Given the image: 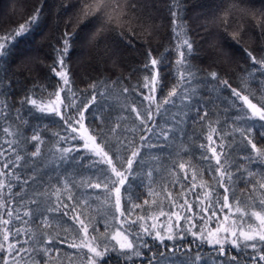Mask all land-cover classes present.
<instances>
[{
  "label": "trees",
  "instance_id": "trees-1",
  "mask_svg": "<svg viewBox=\"0 0 264 264\" xmlns=\"http://www.w3.org/2000/svg\"><path fill=\"white\" fill-rule=\"evenodd\" d=\"M8 1L0 0V43L7 41L5 46L9 53L0 60V172H7L9 175H0V181L12 187L11 191L7 187L0 189V204H8L7 209L0 208V217L10 220L9 225L0 224V243L7 248L3 236L6 229L11 228L10 242L15 243L18 239L20 244L17 248L22 245L26 249L15 260L9 259V264H34L36 252L33 249L45 247L44 242L49 237L58 235L60 240L66 238L68 243H72L74 229L78 231V225L73 223L72 217L81 212L99 228L95 235L103 243L109 244L107 251L101 244L99 250L104 255L97 258L99 264H149V258L152 264H158L162 257L157 253L165 251L169 253L168 264H191L188 256L195 257L197 254L203 257L199 264H264L258 257L255 261L251 259L256 251L264 248L259 242L255 251L243 246L235 248L231 244L234 239L232 237L223 243L226 254L220 256L218 250L221 245L209 244L207 239L202 241L197 238L200 235L207 237L209 229L219 224L228 209L221 213L217 207L216 217L211 216L210 209L208 216L204 217L202 209L206 204H200L195 199L196 193H200L203 199V192L208 191L202 186L203 182L221 193L219 198L222 203L223 189L217 185L220 177L215 173V159L206 161L202 158L205 155L211 157V152L208 151L210 147H215L220 154L221 142L228 146L227 159L231 171L235 173L237 167L251 169L255 173L251 178L253 182L262 179L264 161L257 159L255 163L249 164L243 158L245 150L240 147L241 137L235 129L237 124L241 128L255 124L258 131H264L261 127L264 122L236 121L232 101L228 99L231 96L230 89L221 92L219 88L221 82L228 79L239 90L245 87L242 81L247 80L248 87L242 94L254 92V97L250 96V99L258 106L259 102L264 101V69H261L260 64L253 65L244 51H252L257 59L264 57V38L261 37L258 21L253 19V16L264 14V0H183L184 24L188 37L194 41L190 63L200 71L197 80L189 88L192 99H183L182 96L173 98L175 104L164 105L167 112L158 116L155 112L156 104L163 105L167 93L177 84L180 76V66L176 64L180 40L174 38L172 18L168 10L170 0H134L143 24L132 25L124 21L117 23L115 18L110 22L108 16L111 8L85 19L83 0H13L17 4L23 3L24 8H21L18 15L14 11L15 6H7ZM118 3L122 9L127 6V0H118ZM41 7L42 13L30 31L22 37H15L23 20L33 16L34 9ZM226 18L229 21L227 25L224 23ZM130 27L135 28V33L129 30ZM65 31H75L79 36L72 45L73 51L67 60L71 70V88L76 94L77 103L91 100V84L107 82L106 88L100 85V91L104 94L97 97V102L84 122L85 126L91 134V128L100 123L99 118L103 117L108 129L117 128L115 134L110 133L108 136V140L113 143L117 138L127 137L128 140L134 139L137 147H140V135L143 133L151 135L150 143L160 144L157 136L152 135L135 119L136 114L131 112V108L141 102L144 108L148 107V102L144 101V96L149 94V89L144 87L145 77H150L154 71L150 64L148 69L144 67L149 62L148 51L151 50L155 58L163 60L158 65V79L162 80L163 87L158 88L154 94L152 109L155 123L149 124L151 127L159 125L156 127L157 132L160 128L167 130L169 127L173 131L166 147H143V163L134 164V171L129 174L126 182L134 195L131 200L125 195L122 201V210H125L123 217L115 212L114 196L108 202L107 194L102 189L92 190L87 187L99 175L97 167L106 168L107 165L94 167L92 162L98 158L83 147L81 135L71 133L68 125L49 111L51 107L47 105L49 100L56 97L55 93L64 87L51 72L50 66L56 59L53 47L57 38ZM92 39L96 40L95 45L90 42ZM34 53L35 60L30 58ZM212 71L218 73L219 80H212ZM249 73H252L251 79H248ZM34 87L36 95L32 98L46 109L44 112L31 104L21 106L19 103L24 92ZM124 88H129V92L125 93ZM64 95L61 92L62 99ZM67 95L71 98L72 93ZM5 102L11 107H6ZM202 104L207 105L211 115L200 121L196 118V112ZM236 104L250 115L243 101L236 100ZM16 109H20V112ZM203 111L201 109V115ZM5 128L9 130L7 133ZM213 128L216 129L215 132L212 131ZM33 135H39L40 141H33ZM73 135L75 140L72 139ZM208 135H212L215 144L209 143ZM255 140L258 147H264V140L258 135ZM10 143L12 147H9ZM37 143L40 144L41 153L33 156ZM243 144L246 145L247 141H243ZM64 148L76 150L70 154H62ZM246 152L256 158L250 145ZM17 155L21 157L20 160L16 159ZM221 158L224 159L223 154ZM180 164H184L183 169L179 167ZM210 165L211 173L208 171ZM149 168L153 171L151 180L146 175ZM194 174L195 181L192 179ZM243 176L248 179L247 172H243ZM193 183L197 185L195 192L187 191L186 195L182 194L181 185L190 190ZM149 185L154 193L151 196L148 195ZM234 188L237 196L244 192V198L247 199L250 185L241 180L234 183ZM169 192L172 193L171 199ZM255 195L258 199L259 192ZM70 196L75 197V201L70 200ZM33 199L40 202V211L25 215L29 209L37 208L36 204L31 203ZM145 199L149 201L148 204L144 203ZM185 199L193 205L192 212H187L186 206L180 207ZM81 200L87 203H80ZM65 203L70 208L76 207V213L69 209V215L64 216ZM57 204L61 205L58 212L47 211L48 207L54 208ZM133 204H139L140 207H133ZM8 210L13 211L12 217H8ZM161 210L165 215H160ZM173 212L176 215H172ZM17 215L21 219H16ZM43 215L50 217L48 226L43 224ZM177 216L181 217L179 221ZM140 217L144 219L141 220ZM233 218H229L231 224ZM133 221L136 223L133 224ZM252 222L255 223L254 219ZM121 223V230L134 241L141 252L140 257L131 253L123 255L116 241L111 240L112 234L121 228ZM239 224L240 221L237 220V225ZM144 228L148 229L147 233ZM16 229L20 230L18 237ZM156 232L165 237L163 242L155 239ZM193 232L197 236H193ZM105 235L107 239H104ZM168 235H172L174 239L168 240ZM75 242L80 241L76 239ZM68 243L57 244L59 251L53 250L47 257L41 253L39 258L46 259L48 264H87V249L71 248ZM165 245L168 246L167 249ZM173 245L179 248L174 255L171 254ZM0 255L8 258L7 253ZM232 256L238 259L233 261Z\"/></svg>",
  "mask_w": 264,
  "mask_h": 264
},
{
  "label": "snow or ice",
  "instance_id": "snow-or-ice-1",
  "mask_svg": "<svg viewBox=\"0 0 264 264\" xmlns=\"http://www.w3.org/2000/svg\"><path fill=\"white\" fill-rule=\"evenodd\" d=\"M183 0H170L168 10L169 15L171 16V23H172V30L175 34L174 38L180 40V43L177 45L179 50L178 56L179 58L176 61V64L180 66V76L176 85L167 93V98L163 100V105L156 104L155 112L156 115H162L167 112V108H164V105L175 104V100L173 98L181 97L183 99L191 100L192 96L189 95V88L193 84L194 81L197 80V76L199 74V69L195 68L191 63V55L194 52V41H192L186 31V25L184 24V11L185 9L182 7ZM66 7V6H65ZM137 4L134 0H127V6L123 9L120 7L118 0H83V13L85 19H87L90 15H95L99 12H104L106 9L111 8V12L109 13L108 19L110 22L113 21L115 18L116 22L119 23L121 21L127 22L129 25L132 24H143V20L141 18V14L137 11ZM35 14L30 17L29 21L26 24H21L19 26V31L15 33V37L19 38L23 35L27 34L30 31L31 26L38 20L39 15L42 13V7L34 9ZM253 19L258 21V25L261 29V37L264 38V14L261 16H253ZM225 25L229 23L228 19L224 20ZM115 31V29H112ZM129 30L135 33V28L130 27ZM151 35V33H149ZM183 36V39L181 37ZM77 32H68L65 31L59 38L56 40V45L53 47V52L55 54L56 59L54 60L53 64L50 66L51 72L54 74L55 77L59 78V81H62L63 88L55 93L57 106L49 109V111L54 112L55 115L59 116L65 124L71 129V133L81 132V138L84 141L83 147L89 149L98 159L93 161V166L98 165H107L106 168L97 167V171L99 175L96 177L95 182H89L87 187L92 190L102 189L106 195V201L110 202L114 196V207L115 212L119 214L120 217L125 215V210H122V201L125 195L131 200L134 193H132L128 186L127 181L129 178V174L134 171L133 166L134 164H141L143 163V156L142 151L143 147L147 145L148 147H166L167 141L170 138V133L173 131L171 127L167 130L164 128H160V131H156V127H151L149 122L155 123L154 120V112L152 109V105L155 102V93L158 88L163 87L162 80L158 79L159 67L158 65L163 63L162 59L155 58L151 52L148 51L149 62L145 64V69H148L149 64L151 68L154 70L150 77H145V84L144 87L149 89V94L144 96V101L148 102V107L144 108L143 102L140 103L138 106H133L131 108V112L135 113V119L140 121L141 126H143L147 131L152 133V135L157 136V140L161 141L159 145L155 142H151L152 137L151 135L146 136L145 134L141 133L140 147H137L135 140H128L127 137L123 139L117 138L116 142L113 143L108 140V136L110 133L115 134L117 132V128L113 127L108 129L105 120L103 117H100V123L95 124V127L91 128V134H89V128L85 127V121L88 118V113L91 111L93 105L97 102V97L102 96L104 93L100 91V85H104L106 88V81L102 82H94L89 87L92 88V98L87 103L81 100L77 103V97L75 92H73L71 88V70L69 65L67 64V60L70 59L71 53L73 51L72 45L75 43L76 39H78ZM93 45L96 44V40L92 39L90 41ZM238 42V41H237ZM6 43H0V60L8 55V49L6 48ZM248 57L251 58L253 65L260 64L261 69H264V57L257 59L253 52L245 49L244 50ZM218 59V57H217ZM7 71V69H4ZM210 76L213 81L219 80L220 77L216 71L210 72ZM252 73L248 74V79H251ZM211 82V81H210ZM245 87L240 88L238 90L237 87H233L228 79H224L221 82V87L219 90L223 92L225 89H230L231 96L228 98L232 101L231 107L234 109L236 121L246 122V121H253L258 120L260 122H264V101L259 102V106L257 103H253L250 96L255 95L254 92H248V94H242L245 92L246 88L248 87V81H242ZM151 85V86H150ZM185 85L189 87H184ZM178 89L180 91H178ZM43 91V89H41ZM125 93L129 92V88H124L123 90ZM61 92H64L65 95L63 99L61 98ZM69 92L72 93L71 98L67 95ZM194 92V90H193ZM36 95L35 87L33 89H28L24 92V95L21 97L19 103L21 106L31 104L39 108L40 112L46 111L45 108L40 107L37 103L36 99L32 97ZM236 100L243 101V105L250 111V115L245 113L243 109L236 104ZM6 107H11L5 102ZM62 109L65 110L62 112ZM201 109H203V115H201ZM19 113L20 109H16ZM211 113L207 110V105L202 104L197 108L196 118L200 121L208 119ZM96 119L95 117L93 118ZM176 119V117H173ZM78 125V127H77ZM264 128V124L261 125ZM239 132L241 137V144L240 147L245 150L244 159L249 163H255L257 159L264 161V147H258L257 142L255 140V136L258 135L262 140H264V131H258L256 129L255 124L248 125L244 128H241L239 124L235 129ZM7 133L9 130L7 128L4 129ZM213 132L216 131L215 128L212 129ZM11 134V133H9ZM255 134V135H254ZM33 141H40L39 135H33L31 138ZM72 139L75 140L76 137L73 135ZM210 144H215L212 135H208L207 137ZM243 141H247V144H243ZM251 146L252 152L256 153V158H253L250 154L246 152L247 146ZM9 147H12L11 143ZM36 151L33 153V156H37L41 153L40 144L37 143L35 145ZM228 148L223 142L220 144V154H218L215 147H210L208 149L211 152V157L205 155L202 158L206 161H210L215 159V163L217 167L215 168V173L219 174L220 179L217 180V185L219 188L223 189L222 193V203L220 200L221 193L215 191V187L212 185L204 184L202 182V186L207 188L208 191L203 192V199H201L200 193H196L195 199L199 201L200 204H206V206L202 209L203 216L207 217L209 211L211 209V216L216 217L217 212L215 209L219 207L220 212L223 213L224 209H228V213L224 214V221L227 222L230 216L234 217L232 219V224L230 227H225L223 224L219 225L215 231H211L208 233L207 237L203 235L198 236L197 238L201 239L202 241L207 239L209 244L221 245L218 250V255L224 256L226 254V249L223 247V243L227 239H221L218 236V233L224 232L230 234L234 239L231 240V244L235 248H239L243 246L245 249L251 248L254 251L257 250L259 245H264V172L261 173L262 179L253 182L252 177H254L255 173L251 169H240L239 167L236 168L235 173L230 170V165L228 163V155L229 151L226 150ZM75 148H64L62 150V154H70L72 151H75ZM221 154H223L224 159L222 160ZM17 160H20L21 157L17 155ZM126 162V166H125ZM8 165L6 164L5 167ZM181 169L184 168V164H180L179 166ZM143 171V168H141ZM208 171L212 172L211 165L208 168ZM243 172H247L248 179H245L243 176ZM240 173V175H237ZM139 174V173H137ZM0 175L7 176L9 173L7 172H0ZM147 178L149 180L153 177V171L151 168L147 170ZM187 179V177H185ZM193 181H195L196 176L193 175ZM215 179V176H214ZM59 180V178H57ZM243 180L246 185H250V192L247 193V199L244 198L245 193L242 192L240 196L236 195V191L234 188V183ZM27 183V181H25ZM7 187L9 191H11V185H5L2 181H0V189ZM68 185H65L67 188ZM149 187L148 195H153V191L151 185ZM197 185L193 183L191 185L190 190H186L183 185H181L182 194L186 195L187 191L195 192ZM123 189V191H122ZM259 192V198L257 199L256 193ZM2 196V193H0ZM99 198V194H97ZM172 198V193L169 192V199ZM70 200L75 201V197L70 196ZM31 203L36 204L37 208L35 210L29 209L25 212V215H29L34 211H40V202L36 199H33ZM80 203L86 204L87 201L81 200ZM145 204H148L149 201L147 199L144 200ZM187 212L193 211V205L189 203L187 199L184 200V203L180 205L181 208H185ZM61 205L57 204L54 208L48 207V212H58ZM133 207H140L139 204H133ZM0 208L7 209L8 204L7 202L0 204ZM63 208L65 211L63 212L64 216L69 215V209L76 213V207H71L70 205L65 203L63 204ZM8 217L13 216V211H7ZM160 215H165L164 211L161 210ZM172 215H176L175 212ZM84 213H77L72 217L73 223L78 225V231L74 229V238L72 243H68L67 239L60 240L58 235L56 237H49L44 243L45 247L40 250L33 249L36 252V258L34 260V264H48V261L41 260L39 257L41 253L43 256L47 257L48 254L55 250L59 251L57 248V244H64L68 243V247L76 248L79 250L87 249V253L85 254V258L87 260V264H99L98 257H102L104 252L100 251L99 248L101 244L105 251L108 250L109 244L103 243L99 237L95 235L96 232L99 231V228L91 223V219L84 216ZM203 218V217H202ZM16 219H21L19 215L16 216ZM139 219L143 220L144 217H140ZM181 219L180 216H177V221ZM185 219H189L185 217ZM254 219L255 223L252 222ZM237 220L240 221V224L237 225ZM43 224L48 226L50 224V217L47 215H43L42 217ZM133 224L136 221L132 222ZM0 224L9 225L10 220L3 219L0 217ZM247 225V227H245ZM143 227V225H142ZM194 227V225H193ZM123 228V224L121 223V228L117 229L114 234L111 236V240L116 241L121 249V253L125 256H128L129 253L136 257L141 256V252L136 248L135 243L133 240H130L128 235L125 234L121 229ZM190 230V229H189ZM144 231L147 233L148 229L144 228ZM105 233H107V225H105ZM12 234V229L8 228L5 231L3 236V240L7 242V248H5L3 243H0V253H7L8 258H5L3 255H0V262L2 264H9V259L15 260L16 256H19L21 252L26 251L21 245L17 248V245L20 244V241L17 239L15 243L10 242V237ZM82 234V236H81ZM150 234V233H149ZM20 235V230L16 229V236ZM193 236H197V233L193 232ZM79 239V243H76L75 240ZM104 239H107V236H104ZM155 239L163 242L165 237L161 235L160 232H156ZM168 240H173L174 237L172 235L167 236ZM259 242V245H258ZM148 247L147 244L144 245ZM167 245L165 248L167 249ZM15 249V254H13V250ZM179 251V248L176 245L172 246L171 254L174 255L175 252ZM161 260L158 261V264H168L169 262V253L159 252L157 253ZM154 254V255H157ZM259 258L260 261H264V248H261L260 251H256V255L253 256L251 259L255 261ZM203 257L197 254L195 257L188 256V260L191 261V264H199L202 261ZM231 259L233 261L237 260L238 257L232 256ZM149 264H152L151 258H149Z\"/></svg>",
  "mask_w": 264,
  "mask_h": 264
},
{
  "label": "rangeland",
  "instance_id": "rangeland-1",
  "mask_svg": "<svg viewBox=\"0 0 264 264\" xmlns=\"http://www.w3.org/2000/svg\"><path fill=\"white\" fill-rule=\"evenodd\" d=\"M8 7L9 6H11V5H13V7L15 8L14 9V11H16V14L18 15L19 13H20V10H21V8H24V6H23V3H21V4H17V2H15V1H13V0H9L8 2ZM29 19L30 18H28V19H24L23 21L24 22H22L21 24H25V22H28L29 21ZM20 24V25H21ZM30 58H32L33 60H35V58H36V56H35V53H34V55H32ZM59 79V78H58ZM60 83H61V86H63V83H62V81H60ZM254 103V102H253ZM47 105L49 106V107H51V108H53V107H55V105L57 106V102H56V97L53 99V100H49L48 102H47ZM77 127H78V125H77ZM86 127V126H85ZM87 128V127H86ZM79 135H81V132H77ZM90 134V133H89ZM89 150V149H88ZM90 151V150H89ZM91 152V151H90ZM94 155V154H93ZM95 156V155H94ZM221 224H223L225 227H230L231 226V220H228L227 222H225L224 221V216H223V219H221V221L219 222V224H217L215 227H212V228H210L209 229V231H208V233L209 232H211V231H215L216 230V228L219 226V225H221ZM208 236V235H207ZM218 236L221 238V239H224L225 237H227V239L225 240V242H227L228 240H230L231 238H232V236L230 235V234H228V233H224V232H220V233H218ZM224 242V243H225Z\"/></svg>",
  "mask_w": 264,
  "mask_h": 264
}]
</instances>
